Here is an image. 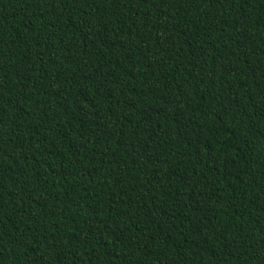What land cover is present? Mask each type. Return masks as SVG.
Instances as JSON below:
<instances>
[{
    "label": "trees",
    "instance_id": "1",
    "mask_svg": "<svg viewBox=\"0 0 264 264\" xmlns=\"http://www.w3.org/2000/svg\"><path fill=\"white\" fill-rule=\"evenodd\" d=\"M0 264H264V0H0Z\"/></svg>",
    "mask_w": 264,
    "mask_h": 264
}]
</instances>
